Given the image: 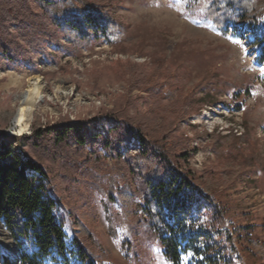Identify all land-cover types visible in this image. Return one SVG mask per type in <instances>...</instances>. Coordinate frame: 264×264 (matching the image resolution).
<instances>
[{
	"label": "trees",
	"instance_id": "16d2710c",
	"mask_svg": "<svg viewBox=\"0 0 264 264\" xmlns=\"http://www.w3.org/2000/svg\"><path fill=\"white\" fill-rule=\"evenodd\" d=\"M185 1L224 33L230 27L246 31L254 61L264 66V0ZM117 15L112 0H0V62L38 69L41 55L59 61L102 42L124 50L131 40ZM150 61L155 69L130 81L134 88L145 85L159 105L152 124L144 114L108 111L102 116L107 129L90 119H68L22 136L0 132V219L21 250L22 264H70L65 223L56 209L60 185L79 179L106 200L112 229V206L120 208L131 236L127 249L146 239L158 243L169 264H264V223L259 234L248 205L233 193L238 181L251 179L252 168L264 172V153L249 134L233 128L184 136L182 120L218 104L213 73L185 89L188 77L172 60L161 54ZM193 91L201 95L189 102ZM241 93L250 95L251 86L232 100ZM201 149L212 151L215 161L199 171L189 160ZM70 224L71 254L84 264H106L91 231L77 216Z\"/></svg>",
	"mask_w": 264,
	"mask_h": 264
},
{
	"label": "rangeland",
	"instance_id": "374dc122",
	"mask_svg": "<svg viewBox=\"0 0 264 264\" xmlns=\"http://www.w3.org/2000/svg\"><path fill=\"white\" fill-rule=\"evenodd\" d=\"M112 1L117 16L128 28L131 41L126 49L102 42L59 61H45L41 55L36 61L38 69L23 65L11 67L5 60L0 62V132L8 137L22 136L31 134L34 128L68 119H90L107 129L110 125L102 116L108 111L124 116L144 114L152 124L159 105L151 101L144 91L145 85L134 88L130 79L143 69L153 71L152 56L162 54L174 62V67L181 68V74L187 75L185 89L200 84L208 73H213L212 80L217 85L214 93L218 104L205 106L200 113L194 112L187 120H182L184 136L192 139L197 134L215 130L226 134L233 128L234 132L239 131L237 134H249L255 141V149L264 153V66L253 59L247 43L249 34L232 27L228 33L218 30L199 6L188 5L185 0ZM0 58L3 59L2 55ZM142 64L146 66L139 68ZM35 76L40 79L43 96L31 112L29 129L18 133L20 127H15L14 119L25 98L29 79ZM247 85L251 86L252 93L248 96L241 93L233 101L231 95ZM199 95L201 92L193 91L189 102ZM238 104L241 108L236 106ZM194 144L197 145L196 140ZM137 150L135 147L132 152ZM211 161H215L214 153L201 149L189 163L202 171ZM111 166L112 161L108 159L105 171L109 173ZM257 169L252 168L251 179L238 181V189L233 193L240 195L234 197H242L248 205L260 234L264 223V172H256ZM60 188L64 192L56 213L65 223L70 264H84L77 254H71L74 249L72 215L91 231L96 249L106 264H169L156 241L145 242V239L141 246L131 243L127 249L124 243L131 236L122 211L117 205L112 206L116 223V228L112 229L106 200L91 191L86 181L72 180ZM50 193L54 196L52 189ZM20 253L0 219V264H22ZM46 263L58 264L51 260Z\"/></svg>",
	"mask_w": 264,
	"mask_h": 264
},
{
	"label": "bare ground",
	"instance_id": "6f19581e",
	"mask_svg": "<svg viewBox=\"0 0 264 264\" xmlns=\"http://www.w3.org/2000/svg\"><path fill=\"white\" fill-rule=\"evenodd\" d=\"M42 87L40 86V79L35 76L29 79L27 90L25 91V98L23 99L18 111L16 122L20 125L18 133H23L29 129V117L31 112L42 98ZM23 94V95H24Z\"/></svg>",
	"mask_w": 264,
	"mask_h": 264
},
{
	"label": "water",
	"instance_id": "95a60500",
	"mask_svg": "<svg viewBox=\"0 0 264 264\" xmlns=\"http://www.w3.org/2000/svg\"><path fill=\"white\" fill-rule=\"evenodd\" d=\"M17 115H18V114H17ZM17 115H16V117H15V119H14L15 127H20V125L16 122Z\"/></svg>",
	"mask_w": 264,
	"mask_h": 264
}]
</instances>
